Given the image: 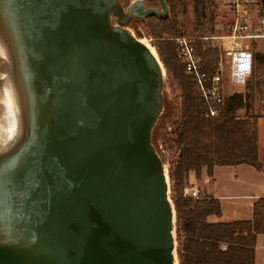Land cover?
Here are the masks:
<instances>
[{
	"label": "water",
	"instance_id": "1",
	"mask_svg": "<svg viewBox=\"0 0 264 264\" xmlns=\"http://www.w3.org/2000/svg\"><path fill=\"white\" fill-rule=\"evenodd\" d=\"M158 1L0 0L21 134L0 152V264H174L160 64L110 23L164 17Z\"/></svg>",
	"mask_w": 264,
	"mask_h": 264
},
{
	"label": "trees",
	"instance_id": "2",
	"mask_svg": "<svg viewBox=\"0 0 264 264\" xmlns=\"http://www.w3.org/2000/svg\"><path fill=\"white\" fill-rule=\"evenodd\" d=\"M212 1L196 0V14L204 16L207 5ZM171 8L170 16H149L155 19L151 33L157 39L165 34L181 35L173 2ZM262 13L264 14V11ZM214 16L210 11L209 23H213ZM208 40H197L194 45L202 58L203 67L213 72L217 69L220 51L217 46L210 45ZM159 42L157 52L181 89L178 118L173 119V106L162 94L161 113L151 128L150 136L152 145L164 163L157 141L165 123L172 122L173 130L164 143L171 153L168 175L171 185L170 198L175 210L178 264H254L256 236L264 234V196L254 202L251 219L209 222V215L221 213L218 198L193 197L185 193L188 172L194 171L198 177L203 167H206L209 174L215 165L247 164L263 171V164L258 158L259 114H252L247 110L244 115L237 113L245 101H248L247 108L251 106L252 91L248 89L244 95H225L220 115L216 118L204 117L191 81L176 56L175 43L169 39H161Z\"/></svg>",
	"mask_w": 264,
	"mask_h": 264
},
{
	"label": "rangeland",
	"instance_id": "3",
	"mask_svg": "<svg viewBox=\"0 0 264 264\" xmlns=\"http://www.w3.org/2000/svg\"><path fill=\"white\" fill-rule=\"evenodd\" d=\"M135 0H118L120 7L123 9V12L126 8ZM144 6L146 7H154L159 8L158 0H143ZM204 1V0H203ZM166 6L168 8V12L166 16L171 15V2H173L176 6L175 19L180 29L181 35H188L196 37L197 40L209 39L208 43L212 46L227 45V40L218 38L219 35L223 34V28L225 23L228 20V14L225 11L227 0H213L211 3L207 5L205 9L204 16L197 15V4L196 0H165ZM253 6V15H257L258 10L263 14L264 11V0H255ZM210 11L214 13L213 25L209 23V15ZM150 15L144 18H135L131 17L129 22L124 25H120L118 23L117 17L114 15L110 16V23L112 26L121 27L124 29V33L130 38L138 37L140 39H146V41L155 49L158 59L160 60V68H161V80H162V94L170 100L173 109H174V117L176 120L180 114L181 108V89L179 85L176 83L173 77H171L170 71L165 66L163 60L160 58L157 50L158 42L161 39H169L174 42L173 35L165 34L162 35L161 38H155L151 33V26H153L156 22L154 17H149ZM158 17V16H156ZM160 18V17H159ZM211 25L213 31H211ZM160 43V42H159ZM262 52H264V46H260ZM9 62L7 58L0 52V152H3L11 145H13L18 138L20 137V128L18 129V121L17 114L13 104L12 90L10 85L7 83L8 74H9ZM257 72L262 73L263 76L260 79H256L258 73L256 72V67H253V76H249L244 84H235L230 81L226 84L225 94L232 95L235 93H244L252 91L251 96V106L247 108L248 101H245L244 106L237 110L239 115H244V112L252 114H261L264 113V61L259 60V65L257 66ZM226 73L228 74V70L226 69ZM255 74V76H254ZM261 74V75H262ZM257 75V76H256ZM7 78V79H6ZM7 83V84H6ZM247 100V98H246ZM167 121V120H166ZM172 122H166L164 128H162L161 135L157 141L158 148L163 155L164 168L166 171V175L168 177V186H169V199L174 208L173 201L170 198V180L168 175V160L170 156V151L168 150L166 143L164 141L169 137L172 132ZM163 160V161H164ZM177 245V242H176Z\"/></svg>",
	"mask_w": 264,
	"mask_h": 264
},
{
	"label": "built area",
	"instance_id": "4",
	"mask_svg": "<svg viewBox=\"0 0 264 264\" xmlns=\"http://www.w3.org/2000/svg\"><path fill=\"white\" fill-rule=\"evenodd\" d=\"M254 3L255 0H227L225 3L228 20L218 38L227 40V45L219 46V62L213 72L203 67L202 58L195 50L196 37H174L176 56L191 81L206 118L220 115L228 79L235 84H244L252 72L251 40L264 38V14L259 10L257 15L252 14Z\"/></svg>",
	"mask_w": 264,
	"mask_h": 264
},
{
	"label": "crops",
	"instance_id": "5",
	"mask_svg": "<svg viewBox=\"0 0 264 264\" xmlns=\"http://www.w3.org/2000/svg\"><path fill=\"white\" fill-rule=\"evenodd\" d=\"M262 45L264 46V38L251 40L253 67H256V72L258 71L259 60L264 61V52L260 48ZM262 73H258L256 79H260L263 76ZM251 75L253 76V73ZM257 136L258 158L264 168L263 112L257 118ZM187 179L185 193L189 195L195 193L196 195L193 197L214 196L220 201L221 213L219 215H209L207 217L209 222L251 219L254 202L259 197L264 196V169L258 171L247 164L215 165L210 174L207 172L206 167H203L198 177H196L194 171H189ZM254 250V264H264V234L256 236Z\"/></svg>",
	"mask_w": 264,
	"mask_h": 264
},
{
	"label": "bare ground",
	"instance_id": "6",
	"mask_svg": "<svg viewBox=\"0 0 264 264\" xmlns=\"http://www.w3.org/2000/svg\"><path fill=\"white\" fill-rule=\"evenodd\" d=\"M141 41L149 48L151 54L155 57V59H157V61L159 62V64H161L160 61H159V59H158V56H157V53H156L155 49L146 41V39H141ZM164 174H165L166 182L168 184V177L166 175V171H165ZM167 193H169V190L167 191ZM168 199H169V194H168ZM172 235H173V232H172ZM173 254H174V259H175L174 264H178L177 263V258H176V252L173 251Z\"/></svg>",
	"mask_w": 264,
	"mask_h": 264
},
{
	"label": "flooded vegetation",
	"instance_id": "7",
	"mask_svg": "<svg viewBox=\"0 0 264 264\" xmlns=\"http://www.w3.org/2000/svg\"><path fill=\"white\" fill-rule=\"evenodd\" d=\"M145 8H147V7H146V6H144V9H145ZM167 12H168V11H167ZM166 15H167V14H166ZM143 18H144V17H143ZM129 20H130V19H129ZM129 20H128V22H129Z\"/></svg>",
	"mask_w": 264,
	"mask_h": 264
}]
</instances>
